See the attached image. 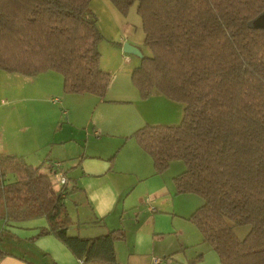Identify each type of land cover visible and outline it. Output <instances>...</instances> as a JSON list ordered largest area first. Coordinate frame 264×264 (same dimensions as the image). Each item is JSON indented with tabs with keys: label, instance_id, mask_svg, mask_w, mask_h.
Returning <instances> with one entry per match:
<instances>
[{
	"label": "trees",
	"instance_id": "obj_1",
	"mask_svg": "<svg viewBox=\"0 0 264 264\" xmlns=\"http://www.w3.org/2000/svg\"><path fill=\"white\" fill-rule=\"evenodd\" d=\"M90 2L0 0V70L55 71L66 93L104 97L111 75L100 65L102 35L87 17ZM110 2L122 15L135 4L141 19L150 55L131 73L141 97L157 91L184 105L179 123L147 124L132 136L157 173L171 160L184 162L176 191L202 199L189 220L220 264H264V27L255 25L264 0ZM66 183L54 191L48 173L21 156L0 155V219L44 217L34 238L54 235L83 263L117 264L121 230L68 235ZM237 226L249 230L239 237ZM5 255L0 249V259Z\"/></svg>",
	"mask_w": 264,
	"mask_h": 264
},
{
	"label": "crops",
	"instance_id": "obj_2",
	"mask_svg": "<svg viewBox=\"0 0 264 264\" xmlns=\"http://www.w3.org/2000/svg\"><path fill=\"white\" fill-rule=\"evenodd\" d=\"M133 31L132 27H126L127 41H115V47L120 51L128 43L138 48L142 56L148 55L144 44L129 39ZM123 59L129 62L130 56L126 53ZM114 63L112 68L102 67L111 75L104 97L66 93L62 75L56 76L53 73L58 72L51 70L32 76L5 71L7 77L20 84L14 101L32 99L27 97L37 91L27 87L32 83L39 81L41 86L54 83L56 96L51 93L49 107L55 119L50 123L53 133L42 141L35 136L31 140L11 136L5 128L14 129L15 123L6 124L0 119V155L21 156L43 174L48 173L49 164L59 163L67 177L64 202L70 190L79 195L73 201L74 210L66 205L73 222L68 235L91 238L121 230L123 238L114 242L117 264H153L154 258L160 259L159 264H220L216 252L189 220L202 199L176 191L174 178L185 170L184 162L171 160L166 169L157 173L150 155L132 136L147 124L179 123L184 105L155 91L142 98L131 81L132 70L139 63L133 61L130 67ZM5 75L0 70V80ZM55 125L64 129L60 135ZM12 180L13 177L7 176L6 182ZM43 219L45 222H37ZM46 225L44 217L15 223L0 219V237L3 236L0 249L6 252L0 264H36L4 247L10 245L9 241L17 245L24 243L22 251L27 254L38 253L45 259L49 256V264H103L83 263L82 259L80 262L52 234L34 238ZM24 230L31 234L17 235ZM51 252L57 257H52Z\"/></svg>",
	"mask_w": 264,
	"mask_h": 264
},
{
	"label": "rangeland",
	"instance_id": "obj_3",
	"mask_svg": "<svg viewBox=\"0 0 264 264\" xmlns=\"http://www.w3.org/2000/svg\"><path fill=\"white\" fill-rule=\"evenodd\" d=\"M87 17L96 19L97 27L99 28V31L102 35V39L98 44V50L101 54V68H112L114 62V64L117 66L118 63H121L120 65H122L123 67H130L133 61L140 64L139 58L141 57L127 53V55L130 56V61L127 62V60L123 59V56L126 55V52L123 51V48L121 47L120 51H118L119 49L115 47L117 41H127L128 38L124 37V29L128 26L132 27L134 30L133 35L130 36L129 39H132L131 41L143 44L142 24L135 4L129 8L126 15H122L113 6L110 0H91L90 14H88ZM146 50H148L147 47ZM147 52V54L150 55V51L148 50ZM3 72L6 75L3 80H0V99H2L0 100V119H3L6 124H12L13 122L15 123L14 129L7 127L5 128V130L10 132L11 136L15 135L21 140H31L34 136L38 140H44V138H46L48 134L51 135L52 130L50 129V123L55 119L54 113H52L49 106L51 104L50 100L53 97L51 93L55 95L54 91L56 90V85L53 83V85L51 86H41V82L39 81L38 83H32L31 86H27L37 89V91L33 94L27 95V97H30L32 99L25 101H14L13 99H16L18 97L16 93L17 91L15 90L19 88L20 84L14 82L16 80H12L10 77H7L8 73H6L5 71ZM53 74H56V76H60L59 73ZM64 125L65 124H63V126ZM55 126L57 135H60L64 129H61V127H59L60 125ZM66 195V205L74 210L76 208V204L73 201L79 198L77 191L70 190ZM37 222L45 221L43 219V221ZM248 230L249 226L235 227V232L239 237H243ZM18 233L20 237H28L31 234V231H18L17 235ZM1 238H3V236L0 237V242ZM6 239L8 240L7 237ZM8 243L10 245H5L4 247H9L12 252L24 256L27 259L34 261L36 264H49V256H47V259H45L44 255L42 256L38 253L31 255L23 252L22 245H24V243L20 242V244L18 245L12 242L10 243V241ZM51 253L52 257H57L54 252Z\"/></svg>",
	"mask_w": 264,
	"mask_h": 264
},
{
	"label": "built area",
	"instance_id": "obj_4",
	"mask_svg": "<svg viewBox=\"0 0 264 264\" xmlns=\"http://www.w3.org/2000/svg\"><path fill=\"white\" fill-rule=\"evenodd\" d=\"M48 175L54 191H59L61 187L67 182L65 175L60 169V164L57 162H53L52 164H49ZM159 263H160V259L158 258L153 259V264H159Z\"/></svg>",
	"mask_w": 264,
	"mask_h": 264
},
{
	"label": "water",
	"instance_id": "obj_5",
	"mask_svg": "<svg viewBox=\"0 0 264 264\" xmlns=\"http://www.w3.org/2000/svg\"><path fill=\"white\" fill-rule=\"evenodd\" d=\"M255 25H257L259 27H264V13H262L261 15H259L256 18ZM123 51L128 53V54H132V55H136V56L142 57V54L138 50V48H136L135 46H132V45H130L128 43H124L123 44Z\"/></svg>",
	"mask_w": 264,
	"mask_h": 264
}]
</instances>
